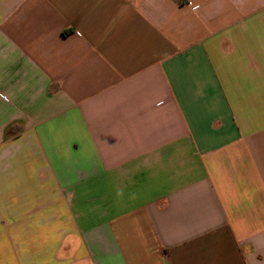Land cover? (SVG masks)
I'll return each instance as SVG.
<instances>
[{"label": "crops", "instance_id": "crops-1", "mask_svg": "<svg viewBox=\"0 0 264 264\" xmlns=\"http://www.w3.org/2000/svg\"><path fill=\"white\" fill-rule=\"evenodd\" d=\"M0 264H264V0H0Z\"/></svg>", "mask_w": 264, "mask_h": 264}]
</instances>
